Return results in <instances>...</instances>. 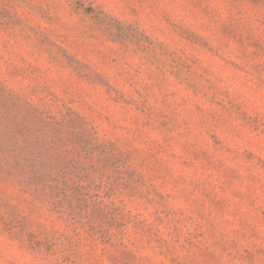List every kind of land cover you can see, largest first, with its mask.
Listing matches in <instances>:
<instances>
[{
	"label": "rangeland",
	"instance_id": "rangeland-1",
	"mask_svg": "<svg viewBox=\"0 0 264 264\" xmlns=\"http://www.w3.org/2000/svg\"><path fill=\"white\" fill-rule=\"evenodd\" d=\"M0 264H264V0H0Z\"/></svg>",
	"mask_w": 264,
	"mask_h": 264
}]
</instances>
